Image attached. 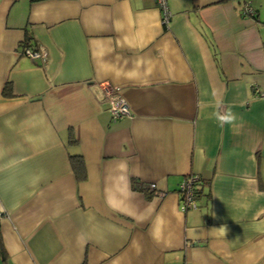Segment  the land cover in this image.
Instances as JSON below:
<instances>
[{
	"label": "crops",
	"instance_id": "1",
	"mask_svg": "<svg viewBox=\"0 0 264 264\" xmlns=\"http://www.w3.org/2000/svg\"><path fill=\"white\" fill-rule=\"evenodd\" d=\"M167 4L0 0V264H264V0Z\"/></svg>",
	"mask_w": 264,
	"mask_h": 264
},
{
	"label": "built area",
	"instance_id": "2",
	"mask_svg": "<svg viewBox=\"0 0 264 264\" xmlns=\"http://www.w3.org/2000/svg\"><path fill=\"white\" fill-rule=\"evenodd\" d=\"M160 10L163 12V19L166 23L169 20L170 12L168 10V4L167 0H157ZM243 12L246 15L254 16V10L252 7H250V1L245 2V6L243 9ZM25 54H27L31 58H36L41 55V52H39L38 49L31 48L30 46H27L25 50L23 51ZM101 100L108 103L109 107L108 110L111 115V119L113 121H116L118 119H121L127 115H130V107L128 101L122 97V94L120 92V88L117 85L109 84V82L103 83L101 85ZM201 176L198 174H189L182 179V181L179 184V198H180V209L185 212L189 209L199 208L198 198L195 193V187L196 184L199 182V178ZM152 188L156 187L155 183L151 184ZM163 194V193H162ZM4 213L2 210H0V216H3Z\"/></svg>",
	"mask_w": 264,
	"mask_h": 264
},
{
	"label": "trees",
	"instance_id": "3",
	"mask_svg": "<svg viewBox=\"0 0 264 264\" xmlns=\"http://www.w3.org/2000/svg\"><path fill=\"white\" fill-rule=\"evenodd\" d=\"M25 50V49H24ZM9 92H11V87L8 85V87H6V94H9ZM71 142H73L74 140L72 139V137L70 138ZM71 157V164L73 167V172L76 173V176L79 180H83L86 178V169H85V163H84V159H82V155L81 154H73L70 156ZM199 182L196 184L195 187V193L197 198L203 194V189L204 186L209 182V181H205L204 179H201V177L199 178ZM0 252L1 254L5 257V250L3 247V242L1 241L0 244Z\"/></svg>",
	"mask_w": 264,
	"mask_h": 264
}]
</instances>
